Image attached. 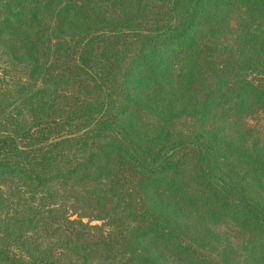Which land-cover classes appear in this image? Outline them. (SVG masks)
<instances>
[{
	"label": "trees",
	"instance_id": "trees-1",
	"mask_svg": "<svg viewBox=\"0 0 264 264\" xmlns=\"http://www.w3.org/2000/svg\"><path fill=\"white\" fill-rule=\"evenodd\" d=\"M260 113L264 0H0V264H264Z\"/></svg>",
	"mask_w": 264,
	"mask_h": 264
},
{
	"label": "rangeland",
	"instance_id": "rangeland-1",
	"mask_svg": "<svg viewBox=\"0 0 264 264\" xmlns=\"http://www.w3.org/2000/svg\"><path fill=\"white\" fill-rule=\"evenodd\" d=\"M246 124L248 126H252V128L256 130V132L260 134V137L264 140V114L260 113L259 116L254 120H246ZM217 232L220 234H218L217 237L222 239V244L223 239L225 241V238H229L236 247L238 244H240V240L243 239L242 234H240L237 230H234L233 226L229 223L222 224L217 229Z\"/></svg>",
	"mask_w": 264,
	"mask_h": 264
}]
</instances>
